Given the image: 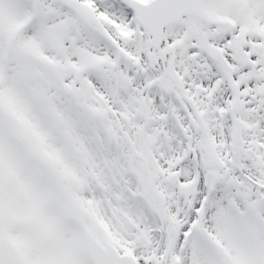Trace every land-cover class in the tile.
I'll use <instances>...</instances> for the list:
<instances>
[{
	"label": "snow or ice",
	"instance_id": "6c2138e0",
	"mask_svg": "<svg viewBox=\"0 0 264 264\" xmlns=\"http://www.w3.org/2000/svg\"><path fill=\"white\" fill-rule=\"evenodd\" d=\"M0 264H264V0H0Z\"/></svg>",
	"mask_w": 264,
	"mask_h": 264
}]
</instances>
